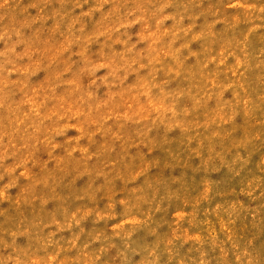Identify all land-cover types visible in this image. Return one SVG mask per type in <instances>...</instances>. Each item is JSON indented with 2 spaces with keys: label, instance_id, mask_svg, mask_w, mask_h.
Returning <instances> with one entry per match:
<instances>
[{
  "label": "rangeland",
  "instance_id": "1",
  "mask_svg": "<svg viewBox=\"0 0 264 264\" xmlns=\"http://www.w3.org/2000/svg\"><path fill=\"white\" fill-rule=\"evenodd\" d=\"M0 264H264V0H0Z\"/></svg>",
  "mask_w": 264,
  "mask_h": 264
}]
</instances>
